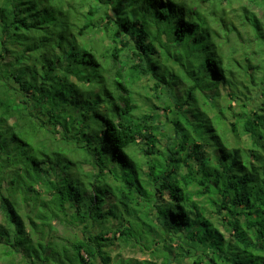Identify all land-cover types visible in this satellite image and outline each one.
Wrapping results in <instances>:
<instances>
[{
    "label": "trees",
    "instance_id": "1",
    "mask_svg": "<svg viewBox=\"0 0 264 264\" xmlns=\"http://www.w3.org/2000/svg\"><path fill=\"white\" fill-rule=\"evenodd\" d=\"M232 3L0 0L3 255L54 236L70 264H111L116 240L156 259L136 264H264V0L241 4L244 32Z\"/></svg>",
    "mask_w": 264,
    "mask_h": 264
},
{
    "label": "rangeland",
    "instance_id": "2",
    "mask_svg": "<svg viewBox=\"0 0 264 264\" xmlns=\"http://www.w3.org/2000/svg\"><path fill=\"white\" fill-rule=\"evenodd\" d=\"M243 3H248V0H233V3L231 4V6H228V5L224 6V9H225L224 19H225V21L227 23L233 22L235 25L239 26V28L242 30V32H244V31L240 26L239 12L241 9V4H243ZM203 6L208 7V5H206V4H204ZM252 9H254L256 12H259L258 14L261 13V15H262V12H260L259 8L252 7ZM246 37L247 36L245 35V33L242 34L243 39L238 37L236 32L231 34L230 45H234L240 49L238 54L240 56L239 58H241V59H242V55L244 52L251 53L252 49H253L251 46V43H249L248 40L246 41V39H247ZM145 91H146V89H144V91H142V93L145 94ZM142 108H143V110H147L148 105L143 103ZM33 140H34V137H33ZM131 150H132L131 153L134 152V154H136L138 158H142V153H140L138 150L135 151V147H132ZM54 154L58 157V159L56 158L57 161L58 160H60V161L67 160V162L64 164L65 167H66V165L71 163V160L67 157V155H68L67 152L62 153V152H60V150H55ZM46 166L48 167L47 171L54 172L57 175V177H60V181H66L64 178V172L65 171H63L62 173L60 171L62 167L57 169L56 164H54L52 166L50 164H47ZM90 170H91L90 166L87 167V170L86 169L83 170V172L86 175V180L89 179V181H90V178H89L90 176L88 177L87 175L90 174L89 173ZM39 173L41 176L43 174H45L42 171ZM81 180H82V182H81ZM86 180L85 181L83 180L82 175H79V176L76 175L70 179V181L74 183V190L73 191H79L83 197L88 198V196L90 197L94 193V191H93L94 190L93 189V187H94L93 183L94 182L91 180L88 183V180L87 181ZM45 201H46L45 199L39 197L38 201H37L39 204L34 203L32 207H34V209H39L38 212L42 213L41 210L44 207ZM51 210H52V208L49 207L45 212L46 214H48L47 215L48 217L50 215ZM37 217L39 218V216H37ZM39 219H38V221L40 223L37 224V227L40 228L42 225L41 223L44 221H40ZM0 225L3 227L7 226V221L5 219V216L2 214L1 211H0ZM109 225H110L109 227H115L117 225V221L116 220L112 221ZM47 227L49 228L50 226L48 225ZM57 228H58L57 229L58 233L60 235H62V237H72L74 234V228L67 229L64 224L58 225ZM91 230H92V232H95L97 230V228L94 227ZM0 234H1V230H0ZM76 240H77V238L74 237L73 242H75ZM21 242H22L23 247H17V249L20 250V252H15L16 249H14V255L7 257V256L3 255L4 249H2V247H5V244H3V241H1V235H0V264H19L20 260H22L25 263H26V261H30L29 263L32 264L31 259L35 260L34 264H40L42 262H46L47 260L54 263V264H65V263L70 264L71 263V256L73 254L74 249H66L67 245L65 246L61 242L57 243L58 240L54 236L51 239H48L47 242L42 243L43 246H41V245L39 246V244L37 243L38 248H34L31 245H29L30 240L27 237H25V238L22 237ZM25 244H28V245L25 247L24 246ZM122 244H124L123 241L116 240L114 242V245L111 247H107V249L109 251H125L124 254L128 257L125 259V262H124L125 264H136V262L134 260L148 258L150 256L149 254L142 253V251L139 248H136L133 245H129V246L123 245L122 246ZM174 244H175V246L177 245V243H174ZM23 254H25V257H23ZM130 259L132 260V262ZM121 260L122 259L116 260V261H114L113 264H120V263H122ZM157 261L159 262V264L160 263L162 264L161 260H157ZM14 262H16V263H14ZM20 264H23V263L20 261ZM181 264H192V262L189 259L185 258L184 261L181 262Z\"/></svg>",
    "mask_w": 264,
    "mask_h": 264
},
{
    "label": "crops",
    "instance_id": "3",
    "mask_svg": "<svg viewBox=\"0 0 264 264\" xmlns=\"http://www.w3.org/2000/svg\"><path fill=\"white\" fill-rule=\"evenodd\" d=\"M122 249V248H121ZM124 252L125 251H107V253L111 256V258H112V260H111V264H113L114 263V261H116V260H119L121 257H123V258H128L125 254H124ZM150 255V254H149ZM95 259L97 260V262L99 263V264H102L101 263V260H100V258L98 257V256H95ZM145 259H148V260H152L153 259V261H156V259H154V258H152L151 257V255L148 257V258H143V259H137V260H140V261H142V260H145ZM182 261H184V260H182ZM182 261H176V262H174L173 264H181V262ZM158 264H159V262H158ZM161 264V263H160Z\"/></svg>",
    "mask_w": 264,
    "mask_h": 264
}]
</instances>
